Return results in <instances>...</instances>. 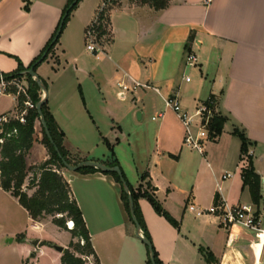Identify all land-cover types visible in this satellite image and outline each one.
<instances>
[{
	"label": "crops",
	"instance_id": "obj_1",
	"mask_svg": "<svg viewBox=\"0 0 264 264\" xmlns=\"http://www.w3.org/2000/svg\"><path fill=\"white\" fill-rule=\"evenodd\" d=\"M69 1L0 0V71L12 73L19 61L28 66L42 52ZM103 1L81 0L36 68L47 84L40 97L64 132L65 147L78 161L117 162L136 190L152 182L155 197L178 222L140 198L162 264H264V239L208 212L223 202L251 204L264 227V0H169L164 8L118 0L109 9L106 53L96 56L85 32ZM188 53L197 55L196 65L187 64ZM173 95L190 112L213 97L215 112L225 117L222 133L205 142L203 153L184 145L185 126L165 102ZM17 110V94L0 83V116ZM236 131L247 137L260 176L257 199L244 183L247 156ZM42 139L40 118L26 155L29 168L49 157ZM226 173L231 176L223 178ZM36 174L31 170L26 179L29 193ZM63 174L91 234L95 264H146L150 249L138 235L144 232L130 219L114 176L66 168ZM50 224L65 230L52 219L34 220L0 187V264H25L36 250L28 239L39 237L41 251L42 237L32 235Z\"/></svg>",
	"mask_w": 264,
	"mask_h": 264
},
{
	"label": "trees",
	"instance_id": "obj_2",
	"mask_svg": "<svg viewBox=\"0 0 264 264\" xmlns=\"http://www.w3.org/2000/svg\"><path fill=\"white\" fill-rule=\"evenodd\" d=\"M81 0L71 6L74 0H70L63 10L62 17L57 26V29L51 39L48 41L42 52L32 60V62L25 66L19 61L18 68L12 73H4L6 80L9 82L7 86L8 92L17 94L18 96V108L22 110L25 108V101L31 100L35 105H38L43 99L40 97L39 91L42 88L46 89V82L39 76L40 81L28 73V70L35 66L36 62L46 54L43 61H45L48 55L52 52L54 47L59 41V38L54 41L57 31L62 25V31L70 19V15L77 7ZM143 4H149L156 8H164L168 5L169 0H136ZM25 10H29V2L25 5ZM105 33V29H102ZM62 33V32H61ZM42 61V62H43ZM41 62V63H42ZM39 63L38 65H40ZM38 65L35 66V71ZM26 80L28 87L26 93L18 92L16 81ZM215 100L210 97L205 101L206 104L215 107ZM42 115L46 119L47 125L50 129L51 135L55 144L59 147L63 158L72 166L79 164L82 161L75 160L71 153L64 145V132L55 121L54 116L47 107V102L42 106ZM41 115L37 109L28 108L26 113V121L20 122L17 118H11L8 122L4 123L3 131L0 132V138L4 137V142L0 143V187L9 191L12 195L18 198L19 202L29 211L31 217L34 220H41L46 216H52L53 222L59 227L69 231L71 233L72 240L70 247L72 249H65L61 256V264H87L85 257H93L95 262H99V257L93 247L91 234L86 225L82 210L75 198L71 185L67 178L63 174L65 164L59 157L55 150L54 144L50 141L48 135L43 127V139L42 142L48 149L49 157L42 163L35 165L34 167H28L26 163V155L34 142L35 122L40 119ZM225 117L217 114L212 115L209 122V134L212 139H216L223 131ZM16 130V131H14ZM236 133L242 139V154L247 156V165L243 170L244 183L249 185L254 198L257 199L260 193V176L255 172L252 157L249 154V141L247 137L239 132ZM10 134V135H9ZM119 165L117 162L108 166L114 167ZM37 170L39 175L36 174L29 183L28 189H33L32 193H29L25 188V182L29 175V171ZM103 172L104 174H111L114 176L117 182L122 187L121 197L124 206L133 221L131 213L130 197L134 202V216L138 219L140 227L144 232L145 238L151 243L150 255L146 264H153L152 256L157 264H162L158 257V254L154 248L151 235L146 226L143 213L139 204L140 198H147L157 213L163 215L168 221H170L176 227L178 222L174 217L162 206V204L155 197L153 191L155 186L150 180L146 182V186L139 189H134L128 182L124 173V178L127 182V187L123 184L121 177L116 172H107L101 168L92 165H83L77 172L81 173H94ZM149 174L146 173L144 178H148ZM72 222V227H67V223ZM85 255V257H83ZM209 258H211L209 256Z\"/></svg>",
	"mask_w": 264,
	"mask_h": 264
},
{
	"label": "built area",
	"instance_id": "obj_3",
	"mask_svg": "<svg viewBox=\"0 0 264 264\" xmlns=\"http://www.w3.org/2000/svg\"><path fill=\"white\" fill-rule=\"evenodd\" d=\"M209 3L211 0H205ZM118 0H104L98 8L94 19L87 26L85 32L86 47L96 56L106 53L104 47V37L106 36L109 23V9L112 5L117 3ZM105 29V33L102 32ZM187 64L196 65L198 57L194 53H188L186 56ZM189 80V77H186ZM0 83L7 87L9 82L6 80L5 75L0 71ZM18 92L26 93L28 82L26 80L16 81ZM123 90L129 89L128 86L121 84ZM167 106L171 107L180 117L185 126L184 145L195 149L201 153L205 150V142L211 139L209 134V122L212 115L215 113V107H212L205 102L200 103L195 108L194 112L184 109L176 95L169 96L165 99ZM25 108L18 110L15 113H5L0 116V132L3 131L4 123L8 122L11 118H17L20 122L26 121V113L28 108H35L37 105L31 100L25 101ZM199 121L197 130L194 129L195 120ZM16 131V130H14ZM10 135V134H9ZM4 142V137L0 138V143ZM231 173H226L223 178L230 177ZM209 213L217 215L225 226L239 224L247 228H251L256 232L258 242L264 239V227L262 226V218L256 212L251 204H239L236 206H228L225 202L216 204L208 209ZM72 224V222H70ZM72 227V225L70 226Z\"/></svg>",
	"mask_w": 264,
	"mask_h": 264
},
{
	"label": "water",
	"instance_id": "obj_4",
	"mask_svg": "<svg viewBox=\"0 0 264 264\" xmlns=\"http://www.w3.org/2000/svg\"><path fill=\"white\" fill-rule=\"evenodd\" d=\"M76 2H77V0H74V2L71 4V6H73ZM61 32H62V25L60 26L59 30L57 31L56 36L54 38V41H56L59 38ZM45 56H46V54H44L36 62L35 66L38 65L39 63H41L43 61V59L45 58ZM35 66L31 67L28 70V73L30 75H32L33 77L37 78L39 82H41L40 78H39V75L36 73V71L34 69ZM45 102H46V99H43L41 102H39L38 105H37V109H38V111H39V113L41 115L40 118L42 120L45 132L48 135V137H49L50 141L52 142V144H54L55 150L57 151L59 157L62 159L63 163L65 164V168L68 169L69 171H71L72 173H75L83 165H92V166L101 168L102 170H105L107 172H116V173H118L120 175L123 184L127 187V182H126V180L124 178L123 171H122V169H121V167L119 165L111 167V166H108V165H106L104 163H100V162H97V161L85 160V161H82V162H80L79 164H77L75 166H72L63 158L59 147L54 142V139H53V137L51 135L50 129H49L48 125H47L46 119L42 115V106H43V104ZM140 117H141V113H138V118H140ZM73 178H74V175H71L70 179L72 180ZM130 204H131V213H132L134 224H135L137 230L140 231V229H141L140 223H139L138 219L134 216V202H133L132 197H130ZM138 235L151 248V243L140 232H138ZM30 243L35 247L36 250H39V247H38L39 239H33V240L30 241ZM52 246L54 247L55 250H57L60 253H63L64 250H65V247L63 245H60V244L54 243V244H52ZM31 256L34 257L35 254L32 253ZM152 262H153V264H157L153 256H152Z\"/></svg>",
	"mask_w": 264,
	"mask_h": 264
},
{
	"label": "rangeland",
	"instance_id": "obj_5",
	"mask_svg": "<svg viewBox=\"0 0 264 264\" xmlns=\"http://www.w3.org/2000/svg\"><path fill=\"white\" fill-rule=\"evenodd\" d=\"M46 218L53 220L52 216H46L45 218L41 220H45ZM71 225L72 224L70 222L67 223L68 228ZM45 230H46V233H43L42 235H32V236L42 237V241L40 244H42L43 249L41 251H37V250H34V248H32L33 251L30 252L29 255L27 256L28 259H26L25 264H61V256L63 255L64 252L60 253L57 250H55L54 247L52 246V244L54 243L63 245L65 249L67 248L72 249L70 247L71 235L69 232L65 230H62L61 232H59V230L56 229V226L54 224L47 225ZM36 238H39V237H34V238H29V239H36ZM29 239L27 241L28 244H30ZM31 253H36L37 257L31 256ZM83 257H85V255ZM59 258H60V261H59ZM85 259H86L87 264L96 263L93 257H89V258L85 257Z\"/></svg>",
	"mask_w": 264,
	"mask_h": 264
},
{
	"label": "bare ground",
	"instance_id": "obj_6",
	"mask_svg": "<svg viewBox=\"0 0 264 264\" xmlns=\"http://www.w3.org/2000/svg\"><path fill=\"white\" fill-rule=\"evenodd\" d=\"M73 224V223H72Z\"/></svg>",
	"mask_w": 264,
	"mask_h": 264
}]
</instances>
